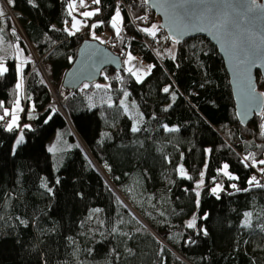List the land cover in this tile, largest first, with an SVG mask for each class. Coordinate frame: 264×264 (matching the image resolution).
<instances>
[{
    "label": "trees",
    "instance_id": "16d2710c",
    "mask_svg": "<svg viewBox=\"0 0 264 264\" xmlns=\"http://www.w3.org/2000/svg\"><path fill=\"white\" fill-rule=\"evenodd\" d=\"M72 1L0 0V62L7 68L0 116L17 100L23 106L21 143L15 145L18 131H7L6 117L0 121V264H264V187L248 183L255 177L264 185V165L251 166L264 160V108L240 125L215 47L200 36L173 43L144 0L93 3L99 11L86 19L97 25L91 33L110 34L105 45L120 69L105 68V76L74 91L64 88L78 46L94 40L88 27L70 29ZM117 5L122 19L115 34ZM153 24L159 54L167 56L161 62L143 41L152 37L143 29ZM16 43L30 58L22 90ZM171 43L173 55L165 50ZM129 54L152 66L139 81L124 68ZM37 60L48 67L46 81L32 69ZM256 84L264 94L257 74ZM98 91L107 102L95 101ZM57 130L71 146L54 166L55 142L47 143ZM245 213L252 214L251 227L244 226Z\"/></svg>",
    "mask_w": 264,
    "mask_h": 264
},
{
    "label": "water",
    "instance_id": "95a60500",
    "mask_svg": "<svg viewBox=\"0 0 264 264\" xmlns=\"http://www.w3.org/2000/svg\"><path fill=\"white\" fill-rule=\"evenodd\" d=\"M144 4L173 43L200 36L215 47L240 125L262 112L264 97L257 89L256 74L264 79V0L255 5L251 0H144ZM120 65V58L106 45L83 40L63 74L62 86L74 91L83 83L96 82L103 69L118 70Z\"/></svg>",
    "mask_w": 264,
    "mask_h": 264
},
{
    "label": "rangeland",
    "instance_id": "374dc122",
    "mask_svg": "<svg viewBox=\"0 0 264 264\" xmlns=\"http://www.w3.org/2000/svg\"><path fill=\"white\" fill-rule=\"evenodd\" d=\"M116 11H117V10H116ZM116 11H115V12H116ZM114 14H115V13H114ZM113 16H114V15H113ZM113 16H112V17H113ZM121 19H122V18H121V15H120V18H119L117 21H113L112 18H111V26H112L113 32H114L115 34L118 33V32L120 31V27H121ZM84 23L87 24V25H83ZM113 23H115V25H116L115 27H113ZM132 24H134V23H132ZM81 25H82V26H88V28H86V29H87V30L89 31V33L91 34V37H92L95 41H97L98 43H100V44H104V45H105V43L107 42V40H108V38H109V36H110V34H109L108 32L103 31V32H101V33H95V34L91 33V32H92V29H93L92 25H94V22H93V21H89V23H88L86 19H83V20L81 21ZM117 29H119V31H117ZM174 49H175V46H174V44H172V43H171L168 47H165V50L168 52L169 55H173V53H174ZM12 50H13V58H14L15 63H16V64H15V67H16V85H17V83H19V84L21 85V87L19 88V90H22V89H23V83H22L23 78H22V72H23V68H24L26 62L29 61L30 58H29L28 55H25V54H24V52L22 51V49L19 47V45H18L17 43L13 45ZM132 57H133V56H132ZM128 61H129V57H128ZM128 61H126L125 58H124V68H125L126 70L131 69V72L133 73V76L135 77V79H137L138 76L141 77V79H142V78H143V77L149 72V66H150L149 63L139 62V61L137 60V58H135V57H133L132 61L129 63L130 65H127V64H128ZM36 63L38 64L36 67H37V71H38L39 75H40V72H42V75H43V74L46 75V76H43L44 78H49L48 67H47L45 64H43V63L41 62V60H37V61L35 62V64H36ZM18 65L20 66V69H21V71H19V72L17 71V66H18ZM130 67H131V68H130ZM101 75H102V76H105V71H104V70L101 71ZM47 80H48V79H47ZM137 80H138V79H137ZM45 81H46V79H45ZM82 85H86V84L83 83ZM53 94H55V93H53ZM93 95H96V96H95V99H96L95 101H97V102L106 101V102H107L105 96L102 95L100 91H98V93L93 94ZM53 101H54V103H55V107H56V109H57L62 115H64V117L66 118L67 116H66V114H65V112H64V110H63L64 108H63V107L60 105V103L58 102L59 99H55V98L53 97ZM58 104H59L60 106H58ZM14 108H16V102L12 105V107H11L10 109H7L8 112L10 113L9 116H6L7 124H8V122H10V120H11V113H12V111H13ZM22 110H23V106H22L21 102L19 101V106H18V108H17V110H16V112H15V114H16V116H17V123H16V125L14 126V128L18 131V133H17V135H16L15 145H17L16 141L18 140V138H19L20 136H22V132L19 130V119H20V115H21V113H22ZM4 111H5V110H4ZM72 134L74 135L73 131H72ZM75 140L79 143V146H80L84 151H86V150H85V147L83 146V144L79 142V139L75 138ZM52 142H55V143H54V146H53ZM48 146H50V147L53 146V147L51 148L52 151H50V152L54 155V156H53V163H54V166H56V165L60 164V161L62 160L65 151H66L71 145H70V142H68V141L64 138V136L62 135L61 131L57 130V131L55 132V134H54V140H53V137H52V138L48 141V143H47V147H48ZM96 166H97V165H96ZM97 168H98V171H104V170H106V168H105L104 165H101V166H99V167L97 166ZM181 168L183 169L182 166H178V175H179V176H182V177H187V174H186V172H185L184 169H183V173H181V171H180ZM197 185H199V187H201V185H202V176H201V174H200L199 178H198L197 181H196V187H197ZM109 186H110V188H111L113 191H117L116 188H115L113 185L110 184ZM199 187H197L196 190H198ZM214 187H216V186H214ZM121 200H122V202L126 205V207L129 209L130 213H131L135 218H137L138 220L142 221V220L140 219L139 215L137 214V212L133 209V207H132L130 204H128V203H127L122 197H121Z\"/></svg>",
    "mask_w": 264,
    "mask_h": 264
},
{
    "label": "snow or ice",
    "instance_id": "6c2138e0",
    "mask_svg": "<svg viewBox=\"0 0 264 264\" xmlns=\"http://www.w3.org/2000/svg\"><path fill=\"white\" fill-rule=\"evenodd\" d=\"M10 2H11V0H10ZM29 2H30V3H33V0H29ZM92 2H93L94 4H99V3H100V0H92ZM145 2L147 3V0H145ZM80 3H81V6H84V0H80ZM251 3H252L253 5H255L256 0H251ZM69 7L71 8L72 6L70 5ZM98 11H99V9L97 8L95 11H85V12L82 13V15H83L84 17H91V16L97 14ZM209 11H211V10H209ZM247 11H248V12H251V11H252V8H250V7L247 8ZM69 14L71 15V13H69ZM120 15H121V13H120V10H119V5H117V11L115 12L114 16L112 17V20H113V21H117V20L120 18ZM138 19H144V18H139V17H138ZM96 26H97V25H95V24L92 25L93 28H95ZM115 26H116L115 23H113V27H115ZM213 26L215 27L216 25L213 24ZM72 27H73V28H76V24L73 23ZM155 29H156V25L153 24L150 28H145V29H143V31L146 32V33H148V34L151 35V36H155ZM117 31H119V29H117ZM72 34H73V33H72L71 31H69V35H72ZM177 42H178V41H177ZM132 59H133V57L129 54V60H132ZM151 68H152V66L150 65V66H149V71L151 70ZM17 71H18V72L21 71L19 65L17 66ZM129 71H131V69H129ZM6 72H7V68L5 67V65H4L3 62H0V76L4 75ZM137 79H138V81H139V80L141 79V77L138 76ZM20 87H21V85H20L19 83H17L16 88L19 89ZM97 87H100V86L97 85ZM163 91H164L165 93H168V92H169V88H168V87H165V88L163 89ZM125 95H127V93H125ZM261 95H264V94H261ZM173 98H175V97H173ZM121 103H123V101H121ZM18 106H19V100L16 101V108H14L13 111H12V113H11V120H10V122H8V124H7V131H12V130H13V127H14V126L16 125V123H17V116H16L15 112H16ZM166 110H167V109H166ZM9 114H10V113L8 112V110L5 109L3 116H0V121L4 120V117L9 116ZM50 118H51V117H50ZM45 123H47V121H45ZM28 127H29L28 125H24V128H28ZM261 128L264 129V125H261ZM138 130H139V129H138L137 127L133 126V128H132V131H133V132H136V131H138ZM165 130H167V131H176V129H168L167 126H165ZM262 135H264V132H262ZM22 140H23V136H20V137L18 138V140L16 141V143L19 144V143L22 142ZM49 151H52V149H49ZM250 157H251V154H249L248 157H245V160H248ZM256 164L264 165V160L254 161L253 164H252L251 166H255ZM224 168L227 169V168H228V165L225 164V165H224ZM180 171H181V173H183V169H182V168L180 169ZM261 172L264 173V168L261 169ZM224 174L227 176V175H228L227 171H225ZM203 175H204V173L202 172V173H201V176H203ZM230 178H231V179H237L236 177H230ZM248 183H249L250 185H251V184H255L256 187H264V185H261L258 181H256V178H255V177H252V178L248 181ZM42 186H43V185H42ZM197 187H199V185H197ZM218 187H219V186L214 187V188L212 189V192H213V193H216ZM232 187L235 188L236 185H232ZM49 191H51V189H49ZM245 191H247V189H245ZM197 195H199V193H197ZM251 215H252L251 213H245V218H246L245 221H244V226H245V227H251V223H250V221L247 219V218L250 217ZM194 223H195V221L193 220V221L189 222L187 226H188V227H193V226H194ZM260 230H261V231H264V226H260ZM205 234H207V233H205Z\"/></svg>",
    "mask_w": 264,
    "mask_h": 264
},
{
    "label": "crops",
    "instance_id": "0c3cea01",
    "mask_svg": "<svg viewBox=\"0 0 264 264\" xmlns=\"http://www.w3.org/2000/svg\"><path fill=\"white\" fill-rule=\"evenodd\" d=\"M70 5L72 6L71 8L69 7V10H70V13H71V16H72V21L70 23V29L72 31H79L81 29V27L84 28V26L81 25V21L83 19H88V18L92 17V16L91 17H84L82 15V13L85 12V11H95L96 8L93 5L92 0H84V6H81L80 0H73L70 3ZM73 23L76 24V28L72 27ZM126 61H128V58L126 59ZM131 61L132 60H129L127 65H130L129 63Z\"/></svg>",
    "mask_w": 264,
    "mask_h": 264
},
{
    "label": "built area",
    "instance_id": "2783aa9c",
    "mask_svg": "<svg viewBox=\"0 0 264 264\" xmlns=\"http://www.w3.org/2000/svg\"><path fill=\"white\" fill-rule=\"evenodd\" d=\"M141 18H144V17H141ZM141 20H147L146 18L144 19H141ZM131 23H135L134 22V19H131ZM83 25H87V24H83ZM85 27H88V26H85ZM144 41V44L147 48V51L150 52V54L152 56L155 57V59L158 61V62H161L162 60H164L167 56H165V54H159V49H160V45H161V41H160V38L158 35H155V36H152V37H149V38H146V39H143ZM137 60L140 62H142L143 58L141 56H137L136 57ZM38 64L36 63L32 69H36L37 70V66ZM40 75L43 79H48V78H44L43 76H46L45 74L42 75V72H40ZM217 183L218 185H221L222 183V179L221 178H218L217 180Z\"/></svg>",
    "mask_w": 264,
    "mask_h": 264
}]
</instances>
